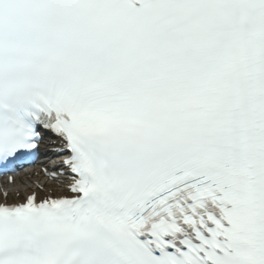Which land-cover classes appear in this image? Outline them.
<instances>
[{
  "label": "snow or ice",
  "instance_id": "obj_1",
  "mask_svg": "<svg viewBox=\"0 0 264 264\" xmlns=\"http://www.w3.org/2000/svg\"><path fill=\"white\" fill-rule=\"evenodd\" d=\"M0 264H264V0H0Z\"/></svg>",
  "mask_w": 264,
  "mask_h": 264
},
{
  "label": "bare ground",
  "instance_id": "obj_2",
  "mask_svg": "<svg viewBox=\"0 0 264 264\" xmlns=\"http://www.w3.org/2000/svg\"><path fill=\"white\" fill-rule=\"evenodd\" d=\"M37 180V178H32L29 179L28 177H25L22 179L21 183H16L15 185H6L7 188H9L10 191V198L12 199H16V200H21V198H17L16 195H18V193L23 194L24 196H26L27 194H29L32 191H38V188L35 186V181ZM42 182V181H41ZM53 184L52 181H47L45 186H51Z\"/></svg>",
  "mask_w": 264,
  "mask_h": 264
}]
</instances>
